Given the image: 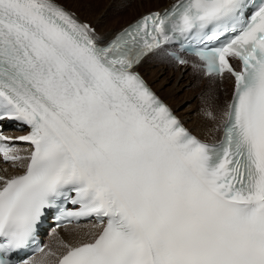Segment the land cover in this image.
<instances>
[{
  "label": "snow or ice",
  "instance_id": "1",
  "mask_svg": "<svg viewBox=\"0 0 264 264\" xmlns=\"http://www.w3.org/2000/svg\"><path fill=\"white\" fill-rule=\"evenodd\" d=\"M69 2L0 0V122L28 130H0L4 162L23 169L0 175V264H264V0H174L111 36ZM184 44L205 78L234 79L215 143L139 71L188 65L171 50ZM201 97L217 120L211 81ZM49 212L99 231L18 259Z\"/></svg>",
  "mask_w": 264,
  "mask_h": 264
},
{
  "label": "rangeland",
  "instance_id": "2",
  "mask_svg": "<svg viewBox=\"0 0 264 264\" xmlns=\"http://www.w3.org/2000/svg\"><path fill=\"white\" fill-rule=\"evenodd\" d=\"M87 2L88 0H71L66 7L75 12L83 22L90 23L94 27L95 25L98 26V22L104 19L106 22L103 24V29L99 30L103 34L112 25L115 27L113 29L117 31L148 9H154V5L158 0H149V2L145 3L137 2V0H93L90 3ZM159 2V9H162L166 0H159ZM101 16H105V18ZM140 70L144 72L153 86L162 83L158 92L160 93L161 91V96L171 101L172 106L177 104L181 110L185 109L191 112V118L188 121L190 120L189 122L193 124V128L198 126L193 114L205 119L204 109L207 106L201 97V93L209 87L210 81L214 84L216 94L219 97L214 107L218 117L219 113L224 109V102L230 95L231 88L228 89L229 86H227L229 79H224L222 83H217V79H204L201 72L194 71L192 68L184 69L176 66L167 56L150 57ZM149 76L153 77V79L150 80ZM218 120L221 119L218 118Z\"/></svg>",
  "mask_w": 264,
  "mask_h": 264
},
{
  "label": "bare ground",
  "instance_id": "3",
  "mask_svg": "<svg viewBox=\"0 0 264 264\" xmlns=\"http://www.w3.org/2000/svg\"><path fill=\"white\" fill-rule=\"evenodd\" d=\"M92 1L93 0H88L89 3L92 2ZM173 1L174 0H166V2L163 3V5H164L163 8L167 7L168 4H170ZM159 5H160V2L158 0V2L154 5L155 6L154 9H152V8L151 9H148L144 13H147V12L152 11V10H161V9H159ZM93 9H95V8H93ZM95 13H96V11H95ZM98 13H100V12H98ZM144 13H142V14H144ZM101 17L102 18H105V16H101ZM135 19H133V20H135ZM105 22L106 21L104 19H102V21H99L98 22V26L95 25V27H96V29H97L98 32H99L100 29H103V24ZM129 23H127V24H129ZM127 24H125V26ZM113 28H115L113 25L110 26L109 28H107V30L105 32H103V35L111 36L113 33L116 32V30H114ZM141 69H142V66H141ZM203 78L204 79H210V78H205V76ZM152 79H153V77L152 78L150 77V80H152ZM227 79H229L228 85H227V86H229L228 89L231 88V90H230V95H229L228 99L226 100V102H224L225 106H226V103L230 99L231 92H232V89H233V80L231 78H227ZM161 85H162V83H159V84H156L155 85L156 87L155 86L154 87L156 88L157 91H159V88H160ZM160 93H162V92L160 91ZM167 101L171 104V101H169V100H167ZM173 105H175V104L173 103ZM225 106H224V108H225ZM172 107L175 109V111L178 113V115L192 128V130L197 135L203 137L206 140H211V141L218 139V134H220L221 132L214 131V129H216V126L218 127L220 125V123H221V120H218L219 117L217 118V120H214V122H213V120H210L209 121V119L206 116H205V119H204V118H202L200 116H197L196 114H193L194 117L193 116L192 117L198 123V126H196L198 128H196V127L193 128V124L189 122L190 120L188 121V119L191 118V112L189 110H185V109L184 110H181L180 108H178V105L177 104L175 106H172ZM213 110L215 111V108ZM200 127H201V130H200ZM13 133H15L14 136H17V135L20 134L18 132H13ZM17 146H19L21 148H27V146L22 145V144L17 145ZM22 171H23L22 168L15 167V166H13V165H11L9 163L8 164H1L0 165V175L6 176L8 178H10V177H12L14 175H17V174L21 173ZM98 231H99V229L95 227V224L94 223H88V222L82 223L80 225H70V226H66L64 228H61L58 231H51V234L49 236V243H48L47 246H48V248H51L53 251H56L58 254H60V253H63V252L66 251V249L63 246L64 244H69V245L75 246V245L81 243L82 241H86V240L91 239L92 238V234L95 233V232H98ZM48 248H46L45 250L47 251ZM41 255L42 254L40 253L38 257H40Z\"/></svg>",
  "mask_w": 264,
  "mask_h": 264
}]
</instances>
